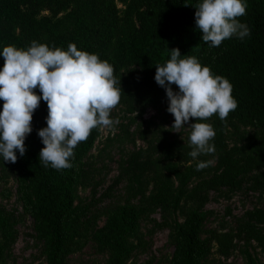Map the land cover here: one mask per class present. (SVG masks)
<instances>
[{"label": "trees", "instance_id": "obj_1", "mask_svg": "<svg viewBox=\"0 0 264 264\" xmlns=\"http://www.w3.org/2000/svg\"><path fill=\"white\" fill-rule=\"evenodd\" d=\"M142 2L144 10L136 14V24L131 17L119 22L113 0H0V49L10 44L26 48L33 41L17 33L24 8L42 6L57 14L72 6L77 28L56 41L51 33L45 44L66 49L72 43L112 64L121 86L118 104L129 113H144L167 101L164 89L154 80L155 66L169 59L173 48L182 56H195L213 74L225 77L232 85L236 109L223 121L216 114L201 121L215 130L211 142L216 164L210 162L197 171V160L210 161L206 154L193 160L188 155L191 146L176 148L173 143L133 153L117 179L125 182L127 198L109 212L105 226L96 229L92 239L110 250L127 253L129 240L139 236L141 222L160 211L164 215L179 213L183 218L169 225L175 241L170 264H204L214 244L223 257L231 254L236 241L255 243L264 251V209L247 212L235 232L204 237L211 192L223 188L237 191L245 185L253 192H264V0H247L245 14L237 18L248 25L250 36L243 41L225 39L218 47L205 44L195 25V6L200 0ZM3 63L0 57V66ZM47 112L46 102L41 101L33 113V131L25 139L24 156L17 153L15 163L0 159V168L17 175L19 198L34 221L47 264H67V256L93 231L91 209L76 200L78 188L89 178L85 158L94 148L100 128H93L74 148L72 167L46 168L39 163L43 144L37 130L46 127ZM240 124L254 131H245L230 147V129H238ZM16 240L13 220L0 209V264ZM245 260V264H258L250 252L245 253Z\"/></svg>", "mask_w": 264, "mask_h": 264}, {"label": "clouds", "instance_id": "obj_2", "mask_svg": "<svg viewBox=\"0 0 264 264\" xmlns=\"http://www.w3.org/2000/svg\"><path fill=\"white\" fill-rule=\"evenodd\" d=\"M247 0H200L195 6V25L202 41L218 47L235 37L243 41L251 30L237 18L246 12ZM170 58L155 66V82L167 97V112L174 117L171 128L191 129L188 143L193 159L215 150L211 142L215 130L201 122L216 114L225 120L237 107L232 85L215 75L195 56L181 55L178 48ZM0 159L15 163L24 156L25 139L33 131V113L44 101L47 105L46 127L37 130L43 147L39 163L55 170L72 167L74 148L89 136L93 128L111 127L118 120L111 110L119 103L121 86L114 67L97 53L78 50L75 44L66 49L35 40L26 48L6 45L0 49ZM173 85L177 90L173 89ZM39 94H37V90ZM190 118L196 122L188 127ZM210 161H199L196 170Z\"/></svg>", "mask_w": 264, "mask_h": 264}, {"label": "rangeland", "instance_id": "obj_3", "mask_svg": "<svg viewBox=\"0 0 264 264\" xmlns=\"http://www.w3.org/2000/svg\"><path fill=\"white\" fill-rule=\"evenodd\" d=\"M117 7L118 20L125 23L129 17L138 24L137 13L144 10L143 0H113ZM73 7L54 14L47 8L37 6L22 10L18 17L17 33L21 37L40 43L52 33L54 41L66 38L77 28L73 17ZM168 101L148 109L146 112L129 113L127 108L117 104L110 117L118 120L111 127L100 128V135L94 148L85 158L90 168L86 184L78 188L76 204L89 206L94 217L89 239L82 241L66 258L67 264H170L174 252V235L169 228L183 218L178 213L164 215L160 211L141 222L138 238L130 239L128 252L110 250L92 239L96 229L103 228L109 212L127 198L125 182H117L125 161L140 149L151 145L173 143L190 147L188 143L191 129L171 128L174 117L167 112ZM193 123L190 118L188 127ZM254 131L239 125L230 129L228 144L233 147L242 134ZM214 166L216 155L206 154ZM19 182L15 172L0 168V209L6 211L13 220L17 231L16 242L7 250L1 264H47L43 243L40 240L32 218L25 212L19 198ZM264 209V192H253L249 185L240 190L220 189L210 193L206 206L204 237L213 234L235 232L238 222L247 212ZM250 252L258 264H264V251L255 243L235 242L228 257H223L216 244L204 264H245V253Z\"/></svg>", "mask_w": 264, "mask_h": 264}]
</instances>
